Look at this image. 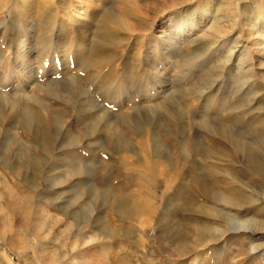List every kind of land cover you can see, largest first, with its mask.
Returning a JSON list of instances; mask_svg holds the SVG:
<instances>
[{
	"label": "rangeland",
	"instance_id": "1",
	"mask_svg": "<svg viewBox=\"0 0 264 264\" xmlns=\"http://www.w3.org/2000/svg\"><path fill=\"white\" fill-rule=\"evenodd\" d=\"M254 162L264 0H0V264H264Z\"/></svg>",
	"mask_w": 264,
	"mask_h": 264
},
{
	"label": "bare ground",
	"instance_id": "2",
	"mask_svg": "<svg viewBox=\"0 0 264 264\" xmlns=\"http://www.w3.org/2000/svg\"><path fill=\"white\" fill-rule=\"evenodd\" d=\"M124 4H126L125 3V1H124ZM127 5V4H126ZM127 6H129V5H127ZM126 10H127V7H126ZM124 11V10H123ZM125 13V12H124ZM124 13L121 11L119 14H108L109 16L107 17V18H105L106 19V24L108 25V27H109V29H110V34H113V33H115L116 31H119V29H122L123 27H125L126 26V21H125V16H124ZM131 13V12H130ZM136 13V10L134 9V11H132V14H135ZM129 15V14H128ZM107 16V15H106ZM133 16H136V14L135 15H133ZM140 16V15H139ZM138 16V17H139ZM193 18V17H192ZM191 23V22H190ZM190 25V24H189ZM128 26V25H127ZM127 28H129V27H127ZM131 28H133V27H131ZM123 30H126L125 28L123 29ZM128 30V29H127ZM121 31V30H120ZM213 31H215V30H213ZM186 32V28H182V29H179V32L178 33H180V34H183L184 35V33ZM214 33V32H213ZM30 34V33H29ZM182 35V36H183ZM81 36V35H80ZM22 37V36H21ZM13 38H15V37H13ZM182 38V37H181ZM16 40V39H15ZM12 41V40H11ZM79 43V42H78ZM15 44V43H14ZM13 43H12V45H14ZM81 44H83V43H81ZM79 46V45H78ZM82 46V45H81ZM16 47V46H15ZM27 46H26V43H24L22 46H20L19 47V49H18V51H17V58L19 59V60H21V63L23 64H25V63H27L26 61H24V58H25V48H26ZM12 48V47H11ZM82 48H84V47H82ZM15 53V52H14ZM19 64V63H18ZM21 64V65H22ZM23 64V65H24ZM18 69V68H17ZM22 72V71H21ZM29 115H31V117L33 116L32 115V113H29ZM30 117V116H29ZM253 165H254V167H255V170H256V172H262L263 170H264V166H262V164L261 163H259V162H254L253 163ZM251 166V165H250ZM253 167V168H254ZM221 200H222V202H228V199L227 198H221ZM230 203V202H229ZM232 203V202H231ZM250 226V223L249 224H247V223H242L241 225H240V227L239 228H248ZM202 242V241H201ZM206 258V255H199L196 259H194V262L192 263V264H199V263H201L204 259ZM188 264V263H187Z\"/></svg>",
	"mask_w": 264,
	"mask_h": 264
}]
</instances>
